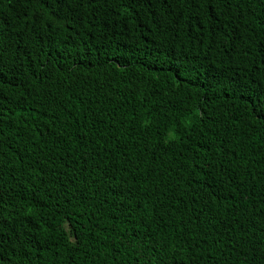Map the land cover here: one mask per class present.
<instances>
[{
  "label": "trees",
  "instance_id": "trees-1",
  "mask_svg": "<svg viewBox=\"0 0 264 264\" xmlns=\"http://www.w3.org/2000/svg\"><path fill=\"white\" fill-rule=\"evenodd\" d=\"M0 264H264V0H0Z\"/></svg>",
  "mask_w": 264,
  "mask_h": 264
}]
</instances>
